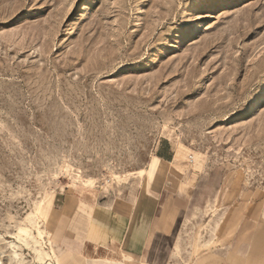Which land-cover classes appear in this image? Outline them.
I'll return each mask as SVG.
<instances>
[{
    "label": "rangeland",
    "instance_id": "rangeland-1",
    "mask_svg": "<svg viewBox=\"0 0 264 264\" xmlns=\"http://www.w3.org/2000/svg\"><path fill=\"white\" fill-rule=\"evenodd\" d=\"M0 264H264V0H0Z\"/></svg>",
    "mask_w": 264,
    "mask_h": 264
},
{
    "label": "crops",
    "instance_id": "crops-1",
    "mask_svg": "<svg viewBox=\"0 0 264 264\" xmlns=\"http://www.w3.org/2000/svg\"><path fill=\"white\" fill-rule=\"evenodd\" d=\"M171 160H172V152L167 149L165 151V149H163V146L161 147V145L158 143V145L155 148L153 160L151 162L152 166L149 168V171L151 170V172L148 179V189L152 195H158L160 193L159 191H161L162 187H164L163 185H164L165 177L167 175L166 166L170 165ZM170 172L171 170L169 167L167 176L171 174ZM57 198L58 197L56 195L53 199L54 208H55L54 206L55 202H57ZM67 199L68 197L64 196L63 199L64 203L62 207L59 208L58 211L61 213L60 220L52 231V237L58 236V239H61V241L64 242L65 240H70L71 231L72 232L76 231L79 232L80 238L88 244L98 245L102 243L105 240L112 223V219H113L112 208L106 207L105 204L98 207H93L92 210L87 211L89 212V215L86 220V218L84 219L82 215H85L87 212L85 211V209L83 210L82 207H78V208L73 207L71 211L68 207L64 208ZM69 207L71 208V206ZM54 208H52L51 211L52 213L55 212ZM79 210L81 211V214H78ZM68 223H70L71 225L69 224L70 227H68L67 230L64 231V228L62 226L63 224H68ZM143 239L144 238H142V240L140 239L139 241L140 242L145 241ZM70 249L72 253H75L86 260H90V261L113 260V258L111 257H95V258L85 257L78 249V246Z\"/></svg>",
    "mask_w": 264,
    "mask_h": 264
},
{
    "label": "bare ground",
    "instance_id": "bare-ground-1",
    "mask_svg": "<svg viewBox=\"0 0 264 264\" xmlns=\"http://www.w3.org/2000/svg\"><path fill=\"white\" fill-rule=\"evenodd\" d=\"M83 10V9H82ZM83 14H79L78 17L76 18V24L80 23L81 18H82ZM256 97H253L252 100H254ZM251 100V101H252Z\"/></svg>",
    "mask_w": 264,
    "mask_h": 264
}]
</instances>
